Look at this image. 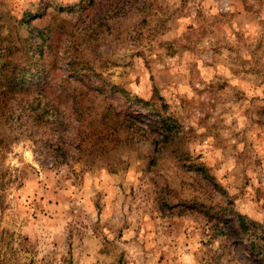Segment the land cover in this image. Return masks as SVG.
Returning a JSON list of instances; mask_svg holds the SVG:
<instances>
[{
	"label": "rangeland",
	"instance_id": "1",
	"mask_svg": "<svg viewBox=\"0 0 264 264\" xmlns=\"http://www.w3.org/2000/svg\"><path fill=\"white\" fill-rule=\"evenodd\" d=\"M0 23L3 84L42 68L0 90V264H264V0H0Z\"/></svg>",
	"mask_w": 264,
	"mask_h": 264
},
{
	"label": "trees",
	"instance_id": "2",
	"mask_svg": "<svg viewBox=\"0 0 264 264\" xmlns=\"http://www.w3.org/2000/svg\"><path fill=\"white\" fill-rule=\"evenodd\" d=\"M2 26V24L0 23V27ZM38 31V33L40 34V35H42L43 36V32H42V30H37ZM9 38L10 37H6V39L5 40H8L9 41V43L6 45V48H8V50L9 49H11V51L10 52H12V48L15 46H13L12 45V41H10L9 40ZM3 40V39H2ZM46 40V39H45ZM29 44H27V46H28ZM32 49H34V53H33V55H36V54H39V56H42L45 52H46V49L47 48H49V49H51V45L49 46L48 44H46L45 42H43L41 45H40V43H38V42H35L34 43V45L31 47ZM29 51H31V49H29ZM7 62H5L4 60H0V90L1 89H5L6 91H8L7 93H10V95L9 96H13V95H15V94H17L18 92H19V89H18V87H16L18 84H19V78H23L22 79V82L23 83H25V84H27V80H28V78H26L25 76L27 75V73L28 72H30L31 70H32V73H31V75H28L27 77H30V76H33V77H35L41 70H42V68H39L38 67V64L37 63H35V64H29V65H27V67L25 66V67H22V69H21V73H22V75L20 76V75H18L17 74V71L15 70V69H11V72H9V71H7L6 72V76L8 77L7 78V82L9 83L8 85H7V83H4L3 84V82L1 81V77H3V73H5V71H6V69H7ZM70 66H74L73 65V63H70ZM33 68V69H32ZM75 68V67H74ZM35 69H37V71L35 70ZM5 84L7 85V86H5ZM34 85H32L31 87H29V88H32V87H34L33 89H32V91L33 92H35V91H40V88H39V85L37 84V83H33ZM36 84V85H35ZM25 86V85H24ZM6 93V94H7ZM39 93H41V92H39ZM128 98H131V97H128ZM140 100V102H142V104H144V105H146V104H148L147 102H145V100H143V99H139ZM38 106V105H37ZM37 108H39V107H35V109H37ZM152 108H154V107H152ZM42 111H43V109H41ZM164 126H166V124H164ZM165 130V140H168L169 139V129L168 128H166V129H164ZM239 224H240V226L243 228V229H246L247 227V224H246V222H245V219H243L242 217H239Z\"/></svg>",
	"mask_w": 264,
	"mask_h": 264
}]
</instances>
